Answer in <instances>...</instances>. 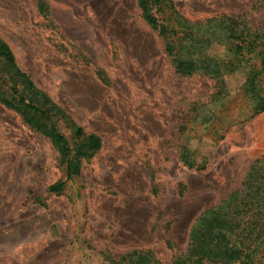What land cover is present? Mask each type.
I'll use <instances>...</instances> for the list:
<instances>
[{
    "label": "rangeland",
    "instance_id": "1",
    "mask_svg": "<svg viewBox=\"0 0 264 264\" xmlns=\"http://www.w3.org/2000/svg\"><path fill=\"white\" fill-rule=\"evenodd\" d=\"M171 4L194 36L223 15L264 35V0ZM173 12L159 18L177 28ZM0 39L70 147L75 127L101 140L66 181L49 138L0 103V264H109L133 250L170 264L195 220L264 156V112L244 92L258 62L234 42L205 51L218 77L181 76L137 0H0ZM258 85L264 94V77ZM58 181L64 190L50 193Z\"/></svg>",
    "mask_w": 264,
    "mask_h": 264
},
{
    "label": "trees",
    "instance_id": "2",
    "mask_svg": "<svg viewBox=\"0 0 264 264\" xmlns=\"http://www.w3.org/2000/svg\"><path fill=\"white\" fill-rule=\"evenodd\" d=\"M143 19L164 40V51L171 58L175 71L181 76L197 73L218 77L222 65L206 56L214 43L234 42L236 56L253 54L258 62L253 65L244 84V92L253 103L254 114L264 112V94L258 82L264 77V35L241 29L234 17L218 16L198 24L173 12L171 0H137ZM171 10L176 16L177 28L164 24L159 16ZM172 13V15H173ZM175 38V41H174ZM180 50V53L177 52ZM4 88H7L3 90ZM34 89L29 77L21 72L10 47L0 39V103L15 110L25 123L49 138L65 165L66 181L79 174L80 161L89 160L101 147L98 136L84 135L74 128L76 141L70 147L57 131L53 116L46 107L47 98ZM179 160L188 169L193 168L190 154L182 147ZM66 181L51 185L50 193H61ZM172 248L171 244H168ZM264 264V156L256 160L241 185L218 206L204 211L194 222L188 234L186 247L175 254L170 264ZM109 264H163L150 251L133 250Z\"/></svg>",
    "mask_w": 264,
    "mask_h": 264
}]
</instances>
